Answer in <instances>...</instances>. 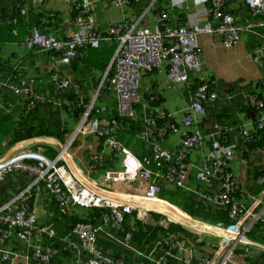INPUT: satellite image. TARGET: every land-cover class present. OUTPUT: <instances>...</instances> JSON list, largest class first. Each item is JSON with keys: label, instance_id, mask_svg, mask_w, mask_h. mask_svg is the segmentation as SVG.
<instances>
[{"label": "built area", "instance_id": "2783aa9c", "mask_svg": "<svg viewBox=\"0 0 264 264\" xmlns=\"http://www.w3.org/2000/svg\"><path fill=\"white\" fill-rule=\"evenodd\" d=\"M37 5H43L44 0H31ZM155 0H153L154 2ZM186 0H173V5H179ZM227 0H193L198 9L193 13V20L188 25H163L168 12L156 15L152 22L144 14L138 18L116 19L109 26L107 33L114 39L118 47L114 59L102 75L96 93L91 102H86L84 96H79L78 105L84 108L79 124L73 131L65 132L63 140L56 146V155L50 157L44 153L39 138L21 140L7 155L0 158V187L14 173L27 176L28 184L20 189L12 198L0 204V239L2 241H19L30 243L35 237L42 240L33 247L32 258L40 264H54L60 254V247L53 244L57 231L53 224L39 220L34 202L39 193L46 191L55 198L62 214H70L76 206L91 208L100 206L109 208V212L102 214V221L94 224L91 222H78L72 230L61 237L64 249L74 253L76 259L68 264H190L198 254L197 244L201 243L205 235L219 237L215 247L201 254L199 264H233L232 261L238 249H248L259 254L264 251V244L252 236L254 227L259 225L264 229V153L261 157L262 172L256 178L260 186L258 192L252 193L249 201L237 197V192L243 188L241 177L230 168V160L240 141L257 140L253 128L249 129L244 123L231 125L213 121L208 131L200 126L199 117L207 113V104L223 103L225 97L212 90L209 84L203 83L190 95L189 105L182 116L179 125L170 120V114L165 111L158 112L160 119H167L160 125L155 118L150 101L141 93L143 75L155 70H161L167 65V80L170 83L188 84L192 74L203 72L199 50V36L211 34L216 37L225 48H231L242 40V34L255 31L264 25V0H244L256 19H248L241 24L226 7ZM121 8L129 4V0H111ZM92 0H81L79 9L81 15L76 19L75 30L68 40H60L53 34H46L33 29L21 47L32 49L42 47L45 50L60 52L58 64L69 65L79 52L78 48L85 44L97 47L101 37L94 32L96 19L91 12ZM153 3H151L152 5ZM202 13L204 22L198 19ZM22 15L27 14V9L22 8ZM212 17L213 21L210 19ZM15 22V20H14ZM253 60L260 67L264 63V45L255 51ZM109 69H113L110 72ZM55 81L60 91L73 86L67 77L54 73ZM264 84V80H263ZM7 88L14 91L20 99L27 102V107L33 109L39 102L44 101V96L36 91L35 80L27 76L22 83L8 84ZM102 89L114 92L117 108L121 115L133 118L138 114L136 106L141 105L140 114L144 123L143 136L146 140L151 137L162 139L166 133L180 132V145L173 151L165 150L160 144H153V151L157 160L168 162L165 168L152 169L148 163L140 164L136 170L105 169L102 181L90 180L75 164L73 165V144L86 135H106L105 145L116 153L129 151L118 140L121 124L116 119L98 118L92 114L96 107V100ZM247 102L260 110L252 127L264 129V98L261 99L254 92L243 94ZM237 95L231 94L230 99ZM150 100H154V96ZM55 103H58L56 98ZM104 106L100 109L104 110ZM156 113V112H155ZM210 143L212 158L196 172V179L200 183L197 188L187 184L190 170L189 153L198 148L204 141ZM263 151V150H262ZM89 169L104 168L105 158L94 153L90 156ZM140 182L144 185L143 195H134L132 200L124 201L108 193L103 195L101 185L104 183H132ZM216 181L218 186L213 194L204 192L206 184ZM166 183L172 186L190 190L198 198H206L213 204L225 205L229 208V217L234 220L231 225H213L195 219L179 207L159 196L160 186ZM262 189V190H261ZM146 201H156L168 204L180 210L189 217L188 220L195 224L213 226V230H192L199 234V238L188 239L184 232L166 231L156 241L158 255L155 252L142 253L139 260L134 263L124 258H115L104 254L97 246L100 235L109 234L108 224H112L116 232H123L122 244L129 250H134L133 233L123 230L125 215L135 214L145 224H168L182 221L167 219V214L158 211L154 206H147ZM249 202V203H248ZM151 205H159L158 203ZM157 212L164 217L156 219L151 213ZM164 219V220H163ZM165 221V222H164ZM188 225V224H185ZM135 224L132 223L131 228ZM167 226V225H164ZM190 226V225H189ZM200 226V227H203ZM213 233V234H212ZM234 234L227 238L226 235ZM204 235V236H203ZM11 250L2 251L3 261L11 259ZM237 263V262H236Z\"/></svg>", "mask_w": 264, "mask_h": 264}, {"label": "crops", "instance_id": "0c3cea01", "mask_svg": "<svg viewBox=\"0 0 264 264\" xmlns=\"http://www.w3.org/2000/svg\"><path fill=\"white\" fill-rule=\"evenodd\" d=\"M12 1L13 0H0V4L9 7L11 6ZM234 3H236V6L238 7L240 1L234 0ZM45 6L48 9L62 12V18L65 21L66 31H70L71 34V0H46ZM91 7L96 18L97 27H100L103 30L109 28V26L116 19H120L125 16L133 17L130 8L128 10L126 9V6L124 8H119L106 1L92 0ZM185 8L188 11V15L191 11H195L197 9L196 6L191 4L190 0L186 2ZM197 16L201 22H204L202 13L199 12ZM236 17L238 18L237 15ZM59 32H62V30H59ZM52 33L57 36L56 29L52 30ZM199 50L203 64V79L212 80L214 85L212 90L219 93L221 97H225L223 103L217 102L214 105H210L212 103L207 104L206 115L204 117H199L200 126L203 127L205 131H208L211 123L217 119L226 124H231L233 121V124L231 125L235 126L244 123L249 129H252L253 119L246 116L241 104H248L246 97L243 94L253 92L254 89L246 86H249V84L253 83L257 79L262 78L264 69L255 63L252 56L245 48L243 39L235 46L225 48L219 41L216 40L214 35L201 34L199 36ZM28 52L29 49L23 48L19 44L15 43H6L2 47V57L10 59L12 62H14L15 59L24 57L28 54ZM32 59L34 60L35 65L30 68L31 71L28 75H44L55 67L62 76L71 80L73 86L70 89L78 91L79 95H84L89 101L94 97L97 84L102 76L100 70H94L89 73H79L76 72L70 64H58L56 62L58 58H54L53 56H34ZM201 74L202 73L192 74L190 82L183 85L173 84L167 80V65H165L161 70L145 74L142 79V91L145 96L150 95L155 97L154 104L151 103L154 114L158 116V112L165 111L171 115L169 119L179 125L180 120L182 116L185 115L189 105L191 94L190 86L194 82L195 78ZM233 84H235V87L232 86ZM231 94H235L237 96L230 99L228 96ZM12 95L16 102L17 95L13 92ZM112 100H115L114 94L112 92L108 93L107 91H104L100 94L98 104L106 106L109 105ZM60 116L62 121H64L61 125V130L65 129L64 126H66L70 131H72L78 125L79 120L74 122L62 110L60 111ZM135 118L142 119L141 114L137 115ZM118 138L129 153H115L110 147L104 144H101V147L99 148L105 158L108 159L109 168L114 170H136L140 164L142 165L146 160L148 161V158L153 156L155 157V153L153 151L154 143L162 145L165 150L173 151L180 145L181 134L180 132L170 131L166 133L162 139L151 137L150 140H146L142 134V127L137 129L132 128L130 124H126L119 131ZM60 139L56 136H45L39 138L44 153L45 147H50L56 152V146L61 142ZM99 145L100 141L95 136L81 137L73 148L74 157L72 162L73 165L75 164L79 169H81L86 177L90 180L98 182L102 181L103 172L93 173V171L89 169V160L90 155L98 150ZM262 152L264 153V148L255 147L250 149L244 141H240L238 143V147L233 152V157L229 164L230 168L241 177V181L243 183V193L246 194L242 197L243 201L250 202L249 196L252 193L258 192L256 191V188L259 187L256 184V179L253 177L256 170L263 169V161H261ZM211 156L212 151L208 140L204 141L198 148L190 151L189 163H191L192 168L190 170L187 184L192 188H197L199 185V182L196 179V172L205 161L212 158ZM28 182L29 180L26 175L20 173L12 174L7 179L6 183L0 187V204L12 198L20 189L25 187ZM204 186L216 190L218 184L216 181H213V183L206 184ZM101 188L104 190L102 193L103 195H109L108 193L111 195L112 193H115L117 194L115 196L123 199L124 201L132 200V196L143 195L144 193V185L138 181L116 184L103 182ZM105 191L108 193H105ZM146 202L150 204L153 201ZM154 202L159 204L156 209L160 212L168 214L171 219L180 221L181 216L184 214L180 210L168 209L161 206L165 205L168 207L170 206L168 204L156 201ZM53 203L54 201L51 195L46 191H43L39 193L33 207L37 211L41 222L51 223L55 226L57 231L62 232L66 230L69 222L62 220L60 216H58L59 213L56 214L51 209ZM77 211L82 213L84 209L78 208L76 209V212ZM107 228L109 234L100 235L97 242V246L104 254L115 258H124L130 263H134L139 260L141 252H155L154 255H158L157 248L155 247L157 240L153 243L146 244L133 243L134 250H129L122 244L123 235L116 232L115 229H113L112 224H108ZM227 238L230 239L229 236ZM41 240L42 239L40 237H35L30 243H22L19 241H2L0 239V264H40L32 258V253L34 245ZM7 250H11L13 252L12 257L8 261H3L1 252ZM204 250L205 252L198 251L195 258L198 259L201 254L208 252L209 248L204 246ZM62 252L60 253L61 256L58 258V264H68L70 258ZM74 259H76L75 256H73V260ZM244 262L236 263L235 261H232L233 264H245Z\"/></svg>", "mask_w": 264, "mask_h": 264}, {"label": "trees", "instance_id": "16d2710c", "mask_svg": "<svg viewBox=\"0 0 264 264\" xmlns=\"http://www.w3.org/2000/svg\"><path fill=\"white\" fill-rule=\"evenodd\" d=\"M239 1L240 4L238 7L236 6V3H234V0L226 1V7L229 11L233 13L235 17L237 15L238 18H242L238 19L236 17L238 19L237 22L241 24L245 20L256 19L245 1ZM80 2L81 0H71L70 27L72 28V32L76 29L73 22L75 23L76 19L81 15V11L79 9ZM151 2L152 0H129V4L126 6V9L128 10L130 8L132 11L131 14L134 18L142 15L147 8L149 14L152 16L154 14L164 15L168 12V16L163 22V25L165 24L175 27L178 25L188 24L186 14L182 12L181 8L173 7L170 0H155L154 3L150 5ZM22 8L27 9L26 15H22ZM90 13H93V11ZM210 19L214 23V19L212 17H210ZM33 29H37L47 34L52 33V30L56 29L57 37L60 40H68L72 36L70 31H66L65 21L63 20L62 12L60 11L48 9L45 6H37L30 0H13L11 6L9 7L0 4V155L7 150V147H12L14 144L24 139L40 136H56L58 138H62L63 133L70 130L66 126H64L65 129L61 130V125L64 121L61 119L60 111H64L74 122L80 120L84 112V108L78 105V91H74L72 89L60 91L57 88L55 81L51 78V75L57 72L55 67L49 70L47 74L32 75L35 80L36 91L45 97L44 101L39 102L33 109L28 108L27 102L23 99L19 100L16 98L15 102V98L7 88V85L22 83L26 80L31 71L30 68L35 65L32 57L53 56L54 58H59L60 56V52L58 51H49L43 49L42 47H34L29 50L27 55L20 59H15L14 62L10 59L2 57V47L4 44H22ZM59 30H62V32H59ZM93 30L101 37L100 45L94 47L92 45L85 44L78 48L79 54L72 59L70 64L76 72L89 73L94 70L104 72L107 68H109L110 62L115 55L118 44L110 37L107 30H103L97 26L93 27ZM242 39L248 53L253 56L255 51L259 50L261 46L264 45V25L258 27L255 31H247L243 33ZM261 68L264 69V63ZM112 70L113 69H110V72H112ZM203 75L204 74L202 72L200 76L195 78L194 82L190 86L191 93H193L200 86V84L206 82L211 88L214 86L212 80L203 79ZM263 79L264 74L263 78L257 79L253 83L249 84V86H246L252 87L254 89L253 92L261 99L264 98ZM232 86L235 87V84ZM108 93L111 92L109 91ZM151 97L152 96L148 95L146 99L150 101V103L154 104L155 101L150 100ZM53 98L60 100V104H55V100ZM241 106L243 107L246 116L251 117L253 120L256 119L260 112L256 106L250 104L249 102L248 104L243 103ZM140 107L141 105L138 106V108ZM138 111H140V109H138ZM92 114L100 119H116L121 124V129L126 124H130L132 128L137 129L142 127V132L144 129L142 119L130 118L121 115L117 109L115 100H112L109 105H106L104 110H101L100 107H95ZM155 118L160 121L161 126H164L162 125L163 121L168 120V118L160 119L157 115H155ZM217 121L223 123L221 120ZM231 124H233V121ZM253 132L257 135V140H250L245 142V144L250 149L255 147L264 148V129L257 130L256 127H253ZM95 137L99 139L100 145L98 146V150L92 154L96 153L105 158L99 148L101 147V144H104L106 135L98 134L95 135ZM5 142L7 143L6 145H4ZM76 143L77 142H75V145ZM45 153L52 157L55 154V150L50 147H45ZM105 163L106 165L104 168L97 167L90 170L95 173L104 172L105 169H110L107 158H105ZM147 163L149 167L154 169L165 168L168 164L166 161L156 160L154 156L148 158ZM90 164L91 162L89 160V166ZM261 172V169L256 170L253 178L256 179ZM258 187L259 188H256V191L260 190V186ZM215 191V189L207 187H205L204 190V192H207L208 194H213ZM236 194L241 200L242 197L246 195L243 193V189L239 190ZM159 196L162 199L169 201L171 204L179 207L195 219L214 225L227 226L234 223V220L229 217V208L227 206L213 204L204 197L198 198L197 195L190 190L162 183L160 186ZM53 201L54 203L51 209L56 214L59 213L58 216H60L62 220L69 222L66 230L62 232L58 231V237L53 243L58 246L61 245L60 247L62 248V253L69 256L70 259L68 263H71L73 261V256L75 255L73 252L64 250V246H62L64 243L60 241L59 238L64 234L69 233L77 222H91L94 224L100 223L102 221V214L109 212L110 209L106 207L93 206L91 208L84 209L82 213H79L78 211L76 212V209H78L79 206H76L72 209L70 214L65 215L61 214L57 209L55 199H53ZM151 215L156 219L164 217L157 212H153ZM132 223L135 224L134 228H131ZM123 230L132 231L133 243H153L169 230L173 232H184L185 236L193 241L199 238V234L183 224L175 222H169L167 226L160 223L145 224L136 217V214L125 215ZM120 233L123 234V232ZM252 236L259 242L264 243V229H261L259 225L254 227ZM218 241L219 237L205 235L202 238L201 243L197 244V249L205 252L204 246L208 245L211 249L217 245ZM237 252L243 253L242 255L244 257L242 261H245V264H264L263 255L252 253L246 248L238 249ZM60 256L61 254L57 257V261H54L55 264H58V258ZM190 264H199V259H193Z\"/></svg>", "mask_w": 264, "mask_h": 264}, {"label": "clouds", "instance_id": "9594fccd", "mask_svg": "<svg viewBox=\"0 0 264 264\" xmlns=\"http://www.w3.org/2000/svg\"><path fill=\"white\" fill-rule=\"evenodd\" d=\"M31 1V0H30ZM45 1V0H44ZM101 1H106V2H109V3H111L112 5H114L111 1H109V0H101ZM171 1V5L173 6V7H178V8H181L182 9V11H183V13H185L186 14V17H187V20H188V24H190V22H191V20H193V13L194 12H196V10L198 9V7H197V5H195L194 4V2H193V0H190L191 1V4L193 5V6H196L197 7V9L194 11H191L190 13H189V15H188V11L186 10V8H185V6H186V2L188 1V0H186V1H183V2H181V4H179V5H173L172 4V2H173V0H170ZM32 2V1H31ZM33 3V2H32ZM151 3H154L153 2V0H152V2ZM35 4V3H34ZM35 5H37V4H35ZM128 5V4H127ZM126 5V6H127ZM151 5V4H150ZM37 6H45V2H44V4L43 5H37ZM115 6V5H114ZM46 7V6H45ZM117 7V6H116ZM125 7V6H124ZM124 7H121V8H124ZM148 9V8H147ZM146 9V10H147ZM145 10V11H146ZM91 11H92V8H91ZM144 11V12H145ZM93 14V13H92ZM144 14V13H143ZM142 14V15H143ZM142 15H140L139 17H137V18H135V19H138V18H140ZM157 14H154L153 16H151L150 14H149V11L147 10L146 11V13H145V17H150L149 18V22H152L153 21V18H154V16H156ZM95 17V16H94ZM124 18H134V17H127V16H125V17H123L122 19H124ZM96 19V18H95ZM121 19V18H120ZM73 24H74V22H73ZM188 24H185V25H188ZM96 26H97V22H96ZM106 30H108V28L106 29ZM73 32H74V30H73ZM73 32H72V34H73ZM31 34V33H30ZM29 34V35H30ZM47 34V33H46ZM49 34H53V33H49ZM53 35H55V34H53ZM56 36V35H55ZM57 37V36H56ZM27 38V37H26ZM59 39V38H58ZM242 41V40H241ZM24 43V42H23ZM20 46H21V44H19ZM235 46V45H234ZM27 49V48H26ZM30 50V49H29ZM116 53V52H115ZM255 54V53H254ZM61 55V54H60ZM115 56V55H114ZM254 57V55L252 56V58ZM59 58H60V56H59ZM58 58V59H59ZM57 59V60H58ZM113 59H114V57H113ZM113 59H112V61H113ZM56 60V61H57ZM112 61L110 62V65H111V63H112ZM71 64V63H70ZM110 65H109V68H110ZM108 69V68H107ZM106 69V70H107ZM105 70V71H106ZM110 70V69H109ZM104 71V72H105ZM156 71V70H155ZM104 72H101L102 73V75L104 74ZM152 72H154V71H152ZM56 73H59L58 71L56 72ZM54 74V73H53ZM52 74V75H53ZM60 74V73H59ZM147 74V73H146ZM52 75H51V78H52ZM61 75V74H60ZM29 77H33L32 75H28ZM144 76V75H143ZM102 77V76H101ZM34 78V77H33ZM263 78V77H262ZM101 79V78H100ZM261 79V78H260ZM264 80V79H263ZM100 81V80H99ZM190 82V81H189ZM98 84H99V82H98ZM98 84H97V87H98ZM70 89V88H69ZM11 93L13 92V93H15L14 91H11V90H9ZM104 91H107V92H112L113 94H114V92L113 91H111V90H109V89H102L100 92H99V94H98V96H97V100H96V107H101L102 105H99L98 104V101H99V97H100V94L101 93H103ZM141 93H143V91H142V87H141ZM15 95H17L16 93H15ZM143 95L145 96V94L143 93ZM79 96H81V95H79ZM82 96H84V95H82ZM114 96H115V94H114ZM146 98H147V96H145ZM84 98H85V96H84ZM155 98V97H154ZM17 99H19L20 100V98H19V96L17 95ZM54 100H56V98H53ZM92 100V99H91ZM91 100L89 101V100H86V98H85V101L86 102H91ZM115 101H116V97H115ZM55 102V101H54ZM55 104H57V105H59L60 104V100H58V103H55ZM116 106H117V102H116ZM139 106V105H138ZM138 106H136V110L138 111V109H140L141 110V108H138ZM150 106H151V103H150ZM105 107V106H104ZM152 107V106H151ZM118 109V108H117ZM140 114V111H138V114L137 115H139ZM136 115V116H137ZM135 116V117H136ZM135 117H133V118H135ZM216 121V120H215ZM79 122H80V120H79ZM79 122H78V124H79ZM142 122H143V120H142ZM75 129V128H74ZM73 129V130H74ZM72 130V131H73ZM120 131V130H119ZM66 132H70V131H66ZM119 133V132H118ZM64 134H65V132L63 133V136H64ZM86 136H93V135H86ZM86 136H83V137H86ZM42 137H45V136H40V137H37V138H42ZM32 138H34V137H32ZM60 139V138H59ZM81 138H79V139H77L75 142H77V141H79ZM61 141L63 140V137L60 139ZM118 140H119V138H118ZM119 142H121L120 140H119ZM7 143L5 142L4 143V145H6ZM16 144H14L12 147H7V150L4 152V153H2L1 155H0V158L1 157H3V156H5V155H7V153L8 152H10L11 151V149L15 146ZM104 145H105V142H104ZM74 146H75V143L73 144V148H74ZM124 146V145H123ZM112 151H114V150H112ZM115 152V151H114ZM56 153H57V151L55 152V154L54 155H56ZM116 153V152H115ZM46 154V153H45ZM47 155V154H46ZM53 155V156H54ZM52 156V157H53ZM51 157V156H50ZM156 159V158H155ZM147 162V161H146ZM145 162V163H146ZM168 163V162H167ZM152 168V167H151ZM152 169H154V168H152ZM103 174H104V172H103ZM12 175V174H11ZM199 185H200V183H199ZM198 185V186H199ZM53 199H55L53 196H51ZM79 208H82V207H79ZM57 209L59 210V208H58V206H57ZM82 209H86V208H82ZM59 212H60V210H59ZM61 213V212H60ZM62 214V213H61ZM136 214V213H135ZM205 222V221H204ZM78 223V222H77ZM206 223H208V222H206ZM209 224H211V223H209ZM162 225H164V224H162ZM184 226H186V227H188V228H192L191 226H189V225H185V224H183ZM214 225V224H213ZM73 228V227H72ZM72 230V229H71ZM56 231H57V229H56ZM65 235V234H64ZM63 235V236H64ZM123 235V234H122ZM63 236H61V237H63ZM57 237H58V231H57ZM57 237H56V239H57ZM61 237L59 238V240L61 239ZM55 239V240H56ZM54 240V241H55ZM158 240V239H157ZM53 241V242H54ZM61 241V240H60ZM54 245H55V243H53ZM262 244H264V243H262ZM55 246H57V247H60L61 245H55ZM63 246V245H62ZM61 248V247H60ZM65 250V249H64ZM62 252V248L60 249V253ZM69 252H71V251H69ZM262 253H264V251H261L259 254L260 255H263ZM60 255V254H59ZM58 255V256H59ZM233 260H234V257H233ZM56 261H57V259H56Z\"/></svg>", "mask_w": 264, "mask_h": 264}, {"label": "bare ground", "instance_id": "6f19581e", "mask_svg": "<svg viewBox=\"0 0 264 264\" xmlns=\"http://www.w3.org/2000/svg\"><path fill=\"white\" fill-rule=\"evenodd\" d=\"M147 203V202H146ZM152 204H155V202L153 201L152 202ZM147 206H154L155 208H157V205H151V204H149V203H147ZM161 206H163L164 208H168V209H176V208H174V207H171V206H168V207H166L165 205H161ZM159 209H162V208H159ZM176 210H178V209H176ZM173 215V214H172ZM174 216V215H173ZM175 217V216H174ZM176 218V217H175ZM187 219H189L188 217H187V215H185V214H183L182 216H181V218H180V221H182L183 223H187L188 225H190V226H193V228H197V229H201V230H208V228L205 226H203V225H201V224H195L193 221L192 222H190V220H187ZM200 226H203V227H200ZM210 230L212 231L213 229L212 228H210ZM228 236L229 237H231V236H234V234H228Z\"/></svg>", "mask_w": 264, "mask_h": 264}, {"label": "rangeland", "instance_id": "374dc122", "mask_svg": "<svg viewBox=\"0 0 264 264\" xmlns=\"http://www.w3.org/2000/svg\"><path fill=\"white\" fill-rule=\"evenodd\" d=\"M53 104H54V103H53ZM261 155H263V153H262ZM261 157H262V156H261ZM187 217H188V216H187ZM188 218H189V217H188ZM167 219H171V218L166 217V220H167ZM163 220H164V219H163ZM164 222H165V221H164ZM152 223H153V222H152ZM168 224H169V222H168ZM168 224L165 223L164 225H168ZM198 233H200V234H204V233H203V230H201V229H199ZM212 234H213V233H212ZM203 236H204V235H203ZM226 236L228 237V235H226ZM242 254H243V253H240V252H237V251H236L235 256H234V261H235V262H243L242 259H243L244 256H243ZM257 255H258V254H257ZM259 255H260V254H259Z\"/></svg>", "mask_w": 264, "mask_h": 264}, {"label": "water", "instance_id": "95a60500", "mask_svg": "<svg viewBox=\"0 0 264 264\" xmlns=\"http://www.w3.org/2000/svg\"><path fill=\"white\" fill-rule=\"evenodd\" d=\"M188 220V219H187ZM185 224H187V223H185ZM205 226L207 227V228H212L213 229V226L212 225H209V224H205ZM263 254V256H264V253H262Z\"/></svg>", "mask_w": 264, "mask_h": 264}]
</instances>
